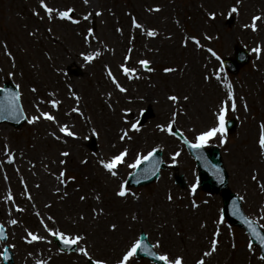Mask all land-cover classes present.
<instances>
[{
  "label": "rangeland",
  "instance_id": "rangeland-1",
  "mask_svg": "<svg viewBox=\"0 0 264 264\" xmlns=\"http://www.w3.org/2000/svg\"><path fill=\"white\" fill-rule=\"evenodd\" d=\"M45 3L54 10L51 17L40 0H0V87L13 79L29 116L20 130L0 125V225L8 232V241L0 242V264L5 246L14 253L13 264H118L142 231L159 254L182 257L183 264H264L247 235L221 218V198L192 191L195 163L167 131L171 124L197 143L200 133L219 125L221 108L238 116L237 133H217L206 144L222 147L230 188L264 226V148L258 146L264 133V19L257 30L250 26L254 16L264 17V0ZM69 9L73 19H61L58 12ZM231 14L236 19L227 25ZM152 29L157 35L148 36ZM193 36L199 44H190ZM239 42L251 50L252 64L225 81L215 57L231 56ZM257 47L260 53L253 51ZM93 54L96 59L88 60ZM141 60L150 61L149 70ZM122 66L135 72L121 74ZM73 67L81 69L79 76L69 74ZM148 106L154 118L140 127ZM42 112L55 121L41 116L33 123ZM63 125L77 135L61 132ZM93 135L95 151L89 149ZM157 148L177 172L167 169L154 185L119 196L131 165ZM125 150L117 175L100 164ZM10 156L16 164H9ZM174 173L184 176L187 189L175 184ZM49 229L84 237L78 246L88 255L63 253ZM29 232L43 239L29 242ZM127 264L151 263L133 256Z\"/></svg>",
  "mask_w": 264,
  "mask_h": 264
},
{
  "label": "snow or ice",
  "instance_id": "snow-or-ice-1",
  "mask_svg": "<svg viewBox=\"0 0 264 264\" xmlns=\"http://www.w3.org/2000/svg\"><path fill=\"white\" fill-rule=\"evenodd\" d=\"M85 2H87V0H85ZM40 3L42 5V7L46 10V12L49 14V16L51 17L54 10L47 3H45V0H40ZM157 10H159V9H157ZM235 11H237V9L233 8V12H235ZM71 12H72L71 9L65 10V11H59L58 12V15H59V17L61 19H65L66 18L68 20H72L73 17L70 14ZM262 19H264V17L254 16L252 18V23L250 25L251 28L253 30H257V27H258L257 22L260 21V20H262ZM75 22L78 23L79 21H75ZM134 23H136V22L134 21ZM136 26L138 28L141 27V25L139 23H136ZM246 27H247V25H246ZM147 35L148 36H155V35H157V33H156V31L154 29H152V30H149L147 32ZM197 43H198V41H197ZM253 51H255L257 53H260L261 52V48L257 47ZM87 59L88 60H92L93 59V56H87ZM139 63L141 65H143L145 68H147L148 65H149V63H150V61H148V60H141V61H139ZM122 67H123V70H124L125 74H131V73H134L135 72V69H129L126 66H122ZM165 71L166 72H171V71H174V69L166 68ZM109 74L111 75V73H109ZM113 79H115V78L113 77ZM117 86L119 87V85H117ZM121 91H126V89L121 88ZM18 98H19V96L17 94V97H15L14 99H18ZM77 99H79V97H77ZM169 99H171L174 102H178L179 101V97H177V96H171V97H169ZM184 99L187 100L188 97H184ZM50 103L53 105V107H58L60 102L57 101V100H52V101H50ZM232 107L235 108V103L234 102L232 104ZM75 111L79 112L80 109L77 108V109H75ZM226 111H227L226 108L221 109V112H220L219 117H218V119H219V125L217 127L211 128L208 131H205V132L200 133L199 136L197 137V143H195L193 145V147L201 148V147H203L208 142V139L210 137L215 136L217 133H225L226 132V127H225V123H226V121H225V112ZM41 116L43 118H45V119H48V120L55 121V119H56L50 113H48V112H42L40 116H34V117H32V122L33 123L36 122L37 120H39L41 118ZM132 127L135 130L139 131V128H138L137 125L134 124ZM163 127L164 126H161V128H163ZM262 127H264V125H262ZM60 131L63 132V133H66L69 136H76L77 135L75 132L70 131V129L68 128L67 125L61 126L60 127ZM167 131L168 132H172V126H171V124L168 125ZM53 135H55V133H53ZM124 136H127V133L126 132L124 133ZM124 136H122L121 139H123ZM259 144H260L261 148H264V133L261 134V137L259 139ZM155 151L156 150L154 149L152 152H149L147 156H142V157L138 158L136 160V162L133 165H131V166L134 167V168L135 167H138L142 160H144V159H150L155 154ZM63 155L67 156V155H69V153H63ZM126 155H127V150L122 151V152H120L117 155H114L112 157V159L110 161H108V162H105L104 160H100L99 162H100L101 165H103V167L109 173H111L112 175H117V172L115 171V169L117 168V166L119 164L123 163L124 158L126 157ZM176 155H179V153H176ZM11 159H13V158L10 156V160ZM63 176H64V173H61V177H63ZM262 187H264V185H262ZM192 191L193 192L196 191V186L195 185L193 186ZM117 194L119 196H121V197H124V196H126L128 194V190H127V187H126L125 184H122L121 185V188H120V190H119V192ZM168 198L171 200L172 199L171 195ZM11 223L12 224H16L17 221L16 220H12ZM111 227H112V229H115L117 226L115 224H112ZM49 231L52 232V235L53 236H59V238L61 240H63V242L65 244H77L81 240L84 239V237L79 236V235H77L76 237L72 238V237L66 236L65 233H63V232H57V231H53L51 229H49ZM253 231L255 232V229H253ZM3 232H4L3 226H0V233H3ZM28 235L31 236V241H29V242H32V241H35V240H38V239H43L42 237H39V236H37V235H35V234L31 233V232H29ZM26 239H27V237H26ZM261 240H262V242H264V237H261ZM217 244H218V241H216V240H213L212 241V243H211V249H212V251H215L217 249ZM157 246H159V242H158ZM143 247H144L143 243L141 241L137 240L131 246V248L126 252V254H124L123 258L118 262V264H127V262L129 261V259L131 257H133L137 253V250L140 249V248H143ZM251 247H252V245L250 244L249 245V248H251ZM80 251L83 252L85 255H88L87 249H80ZM211 254H212V252H208L205 255H209L210 256ZM4 255L7 256V251L6 250L4 252ZM153 255H155V253H153ZM158 258L161 261H164L165 264H183V258L182 257H177V258H174V259H170L169 258V255L166 254V253L159 255ZM261 259H264V257H261ZM38 264H45V262L44 261H39ZM96 264H106V262L97 260L96 261ZM198 264H205V262H204V260H200V261H198Z\"/></svg>",
  "mask_w": 264,
  "mask_h": 264
},
{
  "label": "water",
  "instance_id": "water-1",
  "mask_svg": "<svg viewBox=\"0 0 264 264\" xmlns=\"http://www.w3.org/2000/svg\"><path fill=\"white\" fill-rule=\"evenodd\" d=\"M15 97H17V94L10 85L5 90L0 91V120L2 121L7 120L14 124H17L19 121L22 120L21 113L17 106L18 100L14 99ZM191 152L200 161L201 169H202L201 177L203 180V186L207 187L208 189H212L214 192L223 191L225 193L226 176L223 173L221 167L222 163L219 158V154L217 150L210 151L209 153H207L205 150L202 149H191ZM150 161L147 162L133 176L134 181L140 178L141 175H142L141 177L142 184H148L154 181L156 173L153 175H148L144 172V169L149 165ZM153 163H154V167L152 170L157 171L158 169L157 161L153 160ZM214 174H216V176H214ZM232 198L233 196L230 193L227 192L225 193L226 215L230 219L234 220L235 217H233V215H230L229 208L232 207L234 209V213L236 214L237 218H239V206L234 199L232 200ZM261 237H262L261 235H258V238L254 239V241L259 244H264V242H262L261 240ZM152 257L155 256L152 254Z\"/></svg>",
  "mask_w": 264,
  "mask_h": 264
}]
</instances>
